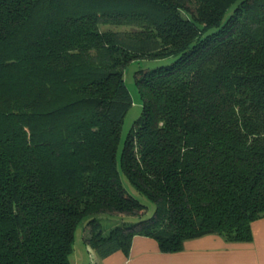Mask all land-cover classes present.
I'll return each mask as SVG.
<instances>
[{
    "label": "trees",
    "instance_id": "16d2710c",
    "mask_svg": "<svg viewBox=\"0 0 264 264\" xmlns=\"http://www.w3.org/2000/svg\"><path fill=\"white\" fill-rule=\"evenodd\" d=\"M166 59L135 72L119 172L124 70ZM260 219L264 0H0V264H70L81 222L102 261L134 236L250 243Z\"/></svg>",
    "mask_w": 264,
    "mask_h": 264
},
{
    "label": "crops",
    "instance_id": "0c3cea01",
    "mask_svg": "<svg viewBox=\"0 0 264 264\" xmlns=\"http://www.w3.org/2000/svg\"><path fill=\"white\" fill-rule=\"evenodd\" d=\"M251 233L250 243H226L217 235H208L184 242L174 254L161 253L152 239L134 236L128 255L117 252L102 261L85 247L91 253V264H264V219L251 225Z\"/></svg>",
    "mask_w": 264,
    "mask_h": 264
},
{
    "label": "rangeland",
    "instance_id": "374dc122",
    "mask_svg": "<svg viewBox=\"0 0 264 264\" xmlns=\"http://www.w3.org/2000/svg\"><path fill=\"white\" fill-rule=\"evenodd\" d=\"M105 29L107 28H104V30ZM113 30H117V29H113ZM171 63H172V59H166L162 61L141 60L139 62L131 63L124 70L123 79H124L125 86L131 96L132 106L129 109V111L126 113V115L124 116L122 125H121V135H120L121 143L119 145L118 152H117V159H118L117 167H118L119 172H121L120 166H119V156L122 151L123 143L126 137L131 132L133 123L142 114V101L138 93L136 84H135V79H134L135 72L139 69H154L160 66H167ZM124 186L133 193L132 195L134 198H136L138 201H140L142 204H144L148 208V211L144 219L150 218L154 212L153 206L149 204L143 198L139 197L136 193H134L130 189V186L125 180H124ZM96 220L98 223H100L101 229L103 233L105 234L111 228L115 227L117 224H120L121 222L135 223L138 221V219L132 218V217L123 216L122 218H118V217H114V216L112 217L108 215L98 216L96 217ZM88 230H89L88 227L83 222H81V224L76 229L75 236H74L73 251H72L71 258H70V264H90L92 262L91 253L88 251V249L85 247L83 243L84 237H86L88 234Z\"/></svg>",
    "mask_w": 264,
    "mask_h": 264
}]
</instances>
